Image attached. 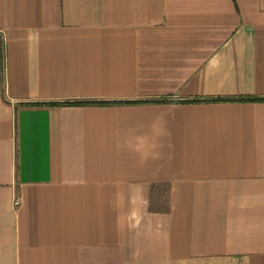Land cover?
I'll list each match as a JSON object with an SVG mask.
<instances>
[{
	"label": "crops",
	"instance_id": "0c3cea01",
	"mask_svg": "<svg viewBox=\"0 0 264 264\" xmlns=\"http://www.w3.org/2000/svg\"><path fill=\"white\" fill-rule=\"evenodd\" d=\"M260 98L264 0H0V264H264Z\"/></svg>",
	"mask_w": 264,
	"mask_h": 264
},
{
	"label": "trees",
	"instance_id": "16d2710c",
	"mask_svg": "<svg viewBox=\"0 0 264 264\" xmlns=\"http://www.w3.org/2000/svg\"><path fill=\"white\" fill-rule=\"evenodd\" d=\"M233 99H237V98H220V100H233ZM260 99H264V98H260Z\"/></svg>",
	"mask_w": 264,
	"mask_h": 264
},
{
	"label": "built area",
	"instance_id": "2783aa9c",
	"mask_svg": "<svg viewBox=\"0 0 264 264\" xmlns=\"http://www.w3.org/2000/svg\"><path fill=\"white\" fill-rule=\"evenodd\" d=\"M13 204L16 206V205L19 204V201H18V200H14V201H13Z\"/></svg>",
	"mask_w": 264,
	"mask_h": 264
}]
</instances>
